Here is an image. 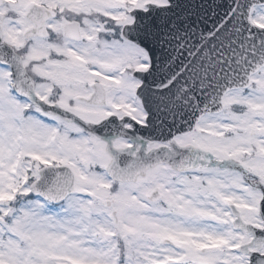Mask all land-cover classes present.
<instances>
[{
  "label": "snow or ice",
  "instance_id": "1",
  "mask_svg": "<svg viewBox=\"0 0 264 264\" xmlns=\"http://www.w3.org/2000/svg\"><path fill=\"white\" fill-rule=\"evenodd\" d=\"M0 264H264V0H0Z\"/></svg>",
  "mask_w": 264,
  "mask_h": 264
}]
</instances>
